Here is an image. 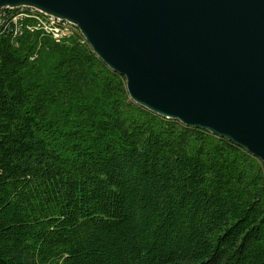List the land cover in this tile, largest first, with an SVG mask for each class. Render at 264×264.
<instances>
[{"label":"trees","instance_id":"16d2710c","mask_svg":"<svg viewBox=\"0 0 264 264\" xmlns=\"http://www.w3.org/2000/svg\"><path fill=\"white\" fill-rule=\"evenodd\" d=\"M42 24L0 10V264H264V163Z\"/></svg>","mask_w":264,"mask_h":264},{"label":"water","instance_id":"95a60500","mask_svg":"<svg viewBox=\"0 0 264 264\" xmlns=\"http://www.w3.org/2000/svg\"><path fill=\"white\" fill-rule=\"evenodd\" d=\"M76 25L137 104L264 163V0H0Z\"/></svg>","mask_w":264,"mask_h":264},{"label":"built area","instance_id":"2783aa9c","mask_svg":"<svg viewBox=\"0 0 264 264\" xmlns=\"http://www.w3.org/2000/svg\"><path fill=\"white\" fill-rule=\"evenodd\" d=\"M52 17H53V24H42V25L44 26V28L48 33H51L53 34L54 37L59 38L63 34V31L60 30V28L57 26V23L66 22L67 20L61 19L60 17H57L55 15H52ZM18 19L19 17H15L14 21H18Z\"/></svg>","mask_w":264,"mask_h":264},{"label":"bare ground","instance_id":"6f19581e","mask_svg":"<svg viewBox=\"0 0 264 264\" xmlns=\"http://www.w3.org/2000/svg\"><path fill=\"white\" fill-rule=\"evenodd\" d=\"M9 8H12V7H9ZM38 11H40V10H38ZM40 12H42V11H40ZM42 13H44L46 16H48L49 17V20H50V24H53V17H52V15H50L48 13H45V12H42ZM66 23L72 24L71 22H68V21H66ZM72 25H74V24H72ZM74 26H76V25H74Z\"/></svg>","mask_w":264,"mask_h":264},{"label":"rangeland","instance_id":"374dc122","mask_svg":"<svg viewBox=\"0 0 264 264\" xmlns=\"http://www.w3.org/2000/svg\"><path fill=\"white\" fill-rule=\"evenodd\" d=\"M4 9V8H3Z\"/></svg>","mask_w":264,"mask_h":264}]
</instances>
